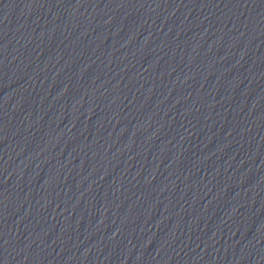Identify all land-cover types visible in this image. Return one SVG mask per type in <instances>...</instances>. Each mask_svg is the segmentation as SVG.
<instances>
[{
  "label": "water",
  "instance_id": "1",
  "mask_svg": "<svg viewBox=\"0 0 264 264\" xmlns=\"http://www.w3.org/2000/svg\"><path fill=\"white\" fill-rule=\"evenodd\" d=\"M0 264H207L0 171Z\"/></svg>",
  "mask_w": 264,
  "mask_h": 264
}]
</instances>
